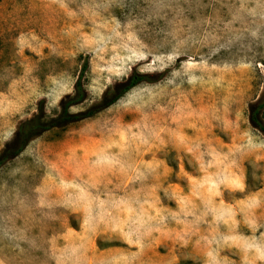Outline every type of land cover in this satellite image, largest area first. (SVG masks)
<instances>
[{
	"label": "rangeland",
	"instance_id": "obj_1",
	"mask_svg": "<svg viewBox=\"0 0 264 264\" xmlns=\"http://www.w3.org/2000/svg\"><path fill=\"white\" fill-rule=\"evenodd\" d=\"M0 264H264V0H0ZM264 124V117L260 118Z\"/></svg>",
	"mask_w": 264,
	"mask_h": 264
},
{
	"label": "trees",
	"instance_id": "obj_2",
	"mask_svg": "<svg viewBox=\"0 0 264 264\" xmlns=\"http://www.w3.org/2000/svg\"><path fill=\"white\" fill-rule=\"evenodd\" d=\"M87 69L88 56L84 55L82 56V64L79 74L74 83V91L62 102L60 114L57 117L46 118L43 114L36 113L31 118L20 122L14 140L8 143L0 152V165L16 156L31 137L39 135L50 128L63 126L71 122L91 117L112 104L131 88L140 83L152 82L155 80L150 74L133 69L123 82L116 85L115 93L111 97H108L107 94H105L98 102L91 104L86 109L71 112L69 108L72 105L83 102L87 97L84 82V76ZM248 110V118L250 122L264 132V124L260 122V118L264 117V100L262 101L258 99L256 102L251 103Z\"/></svg>",
	"mask_w": 264,
	"mask_h": 264
}]
</instances>
